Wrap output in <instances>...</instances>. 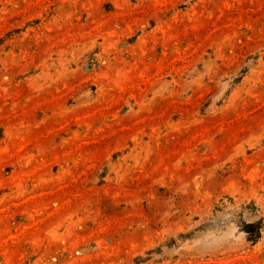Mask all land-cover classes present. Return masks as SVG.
I'll list each match as a JSON object with an SVG mask.
<instances>
[{
	"label": "rangeland",
	"instance_id": "obj_1",
	"mask_svg": "<svg viewBox=\"0 0 264 264\" xmlns=\"http://www.w3.org/2000/svg\"><path fill=\"white\" fill-rule=\"evenodd\" d=\"M0 264H264V0H0Z\"/></svg>",
	"mask_w": 264,
	"mask_h": 264
}]
</instances>
